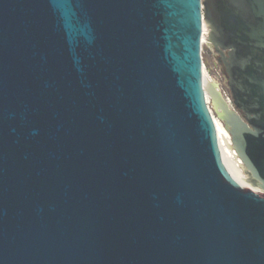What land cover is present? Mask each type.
Segmentation results:
<instances>
[{"label":"water","instance_id":"95a60500","mask_svg":"<svg viewBox=\"0 0 264 264\" xmlns=\"http://www.w3.org/2000/svg\"><path fill=\"white\" fill-rule=\"evenodd\" d=\"M0 264H264V0H0Z\"/></svg>","mask_w":264,"mask_h":264},{"label":"rangeland","instance_id":"374dc122","mask_svg":"<svg viewBox=\"0 0 264 264\" xmlns=\"http://www.w3.org/2000/svg\"><path fill=\"white\" fill-rule=\"evenodd\" d=\"M208 35H209V29L207 36ZM202 58L204 63V76L206 78V84L208 86L215 85L216 86L215 89H217L221 93L223 100L226 99V95L231 97L230 91L227 87V80L223 73L224 71L223 67L219 63V55L216 53L215 49L212 46H210L207 39L203 41ZM206 99L213 117L222 124V121L220 120V114L222 110L214 104L209 94L206 96ZM249 178L250 176L245 172V180L247 181L246 185L252 187L253 190L255 191H261L257 187V185L251 180V178L250 179Z\"/></svg>","mask_w":264,"mask_h":264},{"label":"bare ground","instance_id":"6f19581e","mask_svg":"<svg viewBox=\"0 0 264 264\" xmlns=\"http://www.w3.org/2000/svg\"><path fill=\"white\" fill-rule=\"evenodd\" d=\"M207 33H208V27L206 22L204 21L203 24V41L207 39ZM204 88H205V94L206 96L209 94L214 102V104L219 107L220 100L219 95L221 94L216 88L215 85H207L206 84V78L204 76ZM223 98V97H222ZM216 127H217V133H218V141L223 157L224 164L228 168L229 172L232 174V176L240 182L243 186H247V181L245 180V169L237 157V154L232 146L231 138L224 126L214 118ZM250 179V178H249ZM249 185V184H248ZM252 188V187H250ZM253 189V188H252Z\"/></svg>","mask_w":264,"mask_h":264},{"label":"built area","instance_id":"2783aa9c","mask_svg":"<svg viewBox=\"0 0 264 264\" xmlns=\"http://www.w3.org/2000/svg\"><path fill=\"white\" fill-rule=\"evenodd\" d=\"M226 102H227V104L230 106V108H233L234 106H233V101H232V98L230 97V96H227L226 95Z\"/></svg>","mask_w":264,"mask_h":264}]
</instances>
